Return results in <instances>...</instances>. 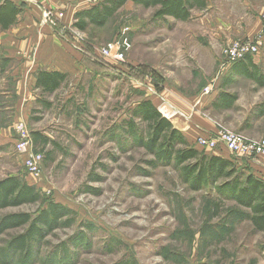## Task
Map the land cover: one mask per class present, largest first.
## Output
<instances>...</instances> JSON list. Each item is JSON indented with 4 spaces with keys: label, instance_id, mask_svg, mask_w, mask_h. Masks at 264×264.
Returning a JSON list of instances; mask_svg holds the SVG:
<instances>
[{
    "label": "rangeland",
    "instance_id": "374dc122",
    "mask_svg": "<svg viewBox=\"0 0 264 264\" xmlns=\"http://www.w3.org/2000/svg\"><path fill=\"white\" fill-rule=\"evenodd\" d=\"M206 1L208 11H196L191 21L167 20L161 27L152 19L153 10L127 3L105 27L86 30L84 39L96 45L94 54L116 41H127L129 48L123 50V63L96 57L97 74L75 83L69 79L47 96L51 107L37 111L30 130L51 141L35 146L45 156L43 171L29 177L42 200L1 210L0 220L25 212L37 217L55 202L73 210L76 222L51 233L34 264L53 258L55 264H258L257 253L264 261V233L254 232L243 215L247 209L221 195V182L194 190L175 160L162 163L128 133L132 119L147 139L148 125L133 112L152 100L157 107L169 103L192 129L213 130L208 137L223 129L250 142L264 141L258 137L264 121L257 129L252 112L264 100V87L228 77L225 56L232 42L264 35V0ZM254 60H264V47ZM260 68L264 73V65ZM208 86L217 93L199 102ZM221 93L238 99L222 108L213 103ZM194 131L183 132L186 140L213 156L197 145ZM219 153L240 170L248 167L246 173L255 161L226 149ZM6 164L0 179L16 173L12 163ZM23 164L18 167L26 176ZM27 229L0 235V264L18 262L6 256L8 244Z\"/></svg>",
    "mask_w": 264,
    "mask_h": 264
},
{
    "label": "trees",
    "instance_id": "16d2710c",
    "mask_svg": "<svg viewBox=\"0 0 264 264\" xmlns=\"http://www.w3.org/2000/svg\"><path fill=\"white\" fill-rule=\"evenodd\" d=\"M129 2L144 9H154L152 16L154 22L167 17H174L178 21H189L193 18V11H203L208 5L206 0H102L91 8L78 12L75 15L74 27L81 31H86L90 26L105 27L108 21ZM20 13L21 9L12 0H0L2 29L5 31L10 29ZM260 70V66L254 63L253 58L248 57L233 65L228 70V77L234 75L244 77L264 87V73ZM66 78L65 74L59 72L40 71L37 85L44 93L54 94L66 82ZM237 99L235 95L221 93L213 103L221 105L222 108H231ZM254 115L264 116V103ZM133 116L149 127L145 140L143 139L145 133L137 127L135 120L131 119L127 123L128 133L135 143H141L166 165L175 160L181 169L182 178L194 190H201L207 185L216 186L221 182L218 185L221 195L226 200L234 201L238 206L247 209L249 212L242 214L250 221L254 232L264 233L263 180L256 178L251 170L246 173L248 167L240 170L235 162L225 159L220 153L203 148L206 153H214V155L209 156L200 152L186 140L184 133L177 130L159 111L152 100L141 102L134 110ZM32 138L34 146L51 142L38 132H34ZM42 196V192L28 184L25 177L16 176L0 180V211L40 203ZM70 215L74 218L68 219ZM75 217L76 213L73 210L55 202H49L48 207L38 212L37 217L26 212L3 217L0 220V235L11 229L28 227L25 233L10 241L6 256L12 259L18 258L16 264H34L47 237L59 228L71 227L76 222ZM77 244L80 242L78 241ZM62 250L66 251L67 247L63 245ZM45 263L55 264V258Z\"/></svg>",
    "mask_w": 264,
    "mask_h": 264
},
{
    "label": "crops",
    "instance_id": "0c3cea01",
    "mask_svg": "<svg viewBox=\"0 0 264 264\" xmlns=\"http://www.w3.org/2000/svg\"><path fill=\"white\" fill-rule=\"evenodd\" d=\"M12 1L21 9V13L10 29L5 31L0 26V170L8 169L7 165L9 164L6 163H12V168L16 173L4 175V178L0 180L20 176L25 177L28 184H30V176H25L24 173H22L23 175L20 174L22 168L21 170L19 168L22 166V157L17 154L15 148L17 143L15 128L18 123L24 122L31 129L37 111L47 110L51 107V103L47 100V96L50 94L44 93L37 85L40 71L65 74L67 78L64 84L69 79H72L75 83L83 75L88 73L97 74L100 71V60H97V56H94V52H92L96 45L84 39V34H87L88 31H81L73 27L76 21L75 15L78 12L87 10L102 0H94L96 2L93 3L90 0H37L35 4H24L18 0ZM128 5L133 6L134 3L129 2L126 6ZM49 9L57 13H64L61 24L54 22L43 25L44 11ZM150 10L154 12V9ZM203 11L208 10L206 8ZM195 12L193 11V13ZM167 20L172 24L186 22L178 21L174 17H167L158 20L157 23L161 27V24H165ZM62 23L70 28L66 39L58 35ZM76 45L82 46L85 52L89 51L88 55L77 51ZM254 63L262 66L264 60H254ZM255 86L258 87V84L255 83ZM263 103L264 100L253 105V114H255V111L260 110ZM183 116H178L173 120V123L177 129L185 134L195 130L194 133L198 136L196 143L200 138L208 137L213 133V130H200L196 126L192 129L193 126L190 121H186ZM253 121H255L254 123H256L258 129L263 124L264 116L253 117ZM30 132L32 135L35 131L30 130ZM258 137L264 139V127L260 129ZM250 167L252 174L264 181V157L253 161ZM257 254L259 255L258 264H264V261H261L260 253Z\"/></svg>",
    "mask_w": 264,
    "mask_h": 264
},
{
    "label": "built area",
    "instance_id": "2783aa9c",
    "mask_svg": "<svg viewBox=\"0 0 264 264\" xmlns=\"http://www.w3.org/2000/svg\"><path fill=\"white\" fill-rule=\"evenodd\" d=\"M21 3H37V0H18ZM90 2H96L94 0H90ZM64 18V13H57L54 10H45L43 25H49L52 23L61 24ZM75 29V27H73ZM70 30L68 26L62 23L60 30H58V35L63 39H66L67 33ZM75 31V30H74ZM264 47V35L259 39L258 37L253 40H237L232 42L225 49V56L227 58L226 69H230L236 63L251 57H257L262 53V48ZM76 50L81 52L84 55H88L87 51L85 52L84 48L80 45L75 46ZM129 48V44L126 42L122 43L120 41H116L115 43H110L107 46L99 48L96 50L94 56L103 58V59H111L117 62L123 63L125 62V56L123 50ZM212 86H208L201 94V98L199 102H201L204 98L215 95L217 88ZM166 103V102H165ZM167 104H165L166 106ZM164 105L158 107L159 111L174 125L173 120H175L178 116L181 117V114L178 113V110H173L174 114L170 113V109ZM164 110V111H163ZM188 121V118H186ZM179 130V129H177ZM181 131V130H179ZM182 132V131H181ZM16 140L17 143L15 145L17 154L22 157V162L24 163V169L27 174L30 176L39 177L43 171V162L45 159L44 154L41 152L35 151L34 141L28 128V125L24 122H20L17 124L15 128ZM197 145L203 149L208 151L217 152L219 150H228L231 154H233L238 159L242 160H255L264 157V141L262 142H250L246 138L241 135L232 134L226 130L219 129L217 134L214 137H202L198 140ZM27 176V175H26Z\"/></svg>",
    "mask_w": 264,
    "mask_h": 264
},
{
    "label": "bare ground",
    "instance_id": "6f19581e",
    "mask_svg": "<svg viewBox=\"0 0 264 264\" xmlns=\"http://www.w3.org/2000/svg\"><path fill=\"white\" fill-rule=\"evenodd\" d=\"M166 107H167L168 109H170V113H171V114H174V112H173V110H172L173 107L170 106L169 103H167Z\"/></svg>",
    "mask_w": 264,
    "mask_h": 264
}]
</instances>
